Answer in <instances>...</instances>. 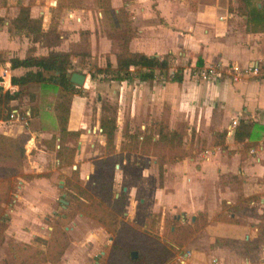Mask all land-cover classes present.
Returning a JSON list of instances; mask_svg holds the SVG:
<instances>
[{"label": "crops", "instance_id": "crops-1", "mask_svg": "<svg viewBox=\"0 0 264 264\" xmlns=\"http://www.w3.org/2000/svg\"><path fill=\"white\" fill-rule=\"evenodd\" d=\"M37 2L35 0V4L30 6V16H40L48 22L53 13H58L55 27L60 38L58 42L63 38L60 45L66 43L68 46L78 39L79 29L87 30L89 49L94 40L98 41L100 48L106 43L108 46L112 44H109L111 39L106 35L105 28H97L93 7H73L67 0L49 3L53 7L36 4ZM93 3L96 4V1ZM109 6L113 12L123 10L128 14L131 25L127 41L129 50L155 55L168 52L175 56V60L186 59L188 66L220 62L217 78L210 80L184 78L173 81L168 76L160 75L152 79H138L134 75L123 80L108 79L113 86L118 85V95L115 89L112 91L118 96V103H121L117 107L120 119L115 116L117 129L113 137L114 152H118L121 141H126L124 132L117 134L118 130L124 128L125 124L131 127H128L127 132L135 128L141 131L147 125L149 128L151 117L155 121H162L168 128L177 131L182 129L187 135V138L182 136L184 140L186 138V143H182L186 153L173 161H161V175L158 177L161 178L160 183H155L153 166L156 160L153 155L134 150L120 152V165L114 164L117 167L115 174L122 176L125 173L123 163L129 162L138 176H134L126 185L121 182L119 185L122 190H127L128 201L137 197L140 203H144L141 209L132 207V211L127 201L128 212H132L139 221L143 219L144 211L149 209L173 211L171 217L179 221H193L198 212L203 213L205 221L197 233L201 232L204 245L192 247L188 250V256L179 259L178 264H202L205 254L214 257L216 264H264V136L259 131L256 137H244L237 141L233 138L235 125L228 132L232 119L236 120L235 124L240 119L264 124V77L241 73L232 78L227 67L228 63L237 64L242 69L251 63H259L264 67V0H109ZM15 8L16 11L10 5L8 9L2 7L0 10L3 15L0 23V52L9 53V57L16 49L17 40L12 37L14 34L7 32L6 24L17 13L18 7ZM97 12L102 17L101 8ZM23 37L26 42H30L29 46L35 52L46 49V53L40 52L44 55L50 49L67 50L64 46L57 48L59 43L45 46L39 41H30L25 35ZM111 56L114 58V53ZM113 58L107 57L109 62L114 60L116 63ZM7 59L4 56L2 62L3 70L9 72L8 78L25 71L23 66L12 67ZM11 87L18 86L12 84ZM12 102L14 99L10 101L11 104ZM67 103L66 129L80 134L81 127L89 124L85 106L78 95H73L70 103ZM103 113L112 114L102 106L96 107L92 123V128L98 131L94 134L102 142L100 150H93L92 142L85 148L82 140L79 151L72 155L73 160L79 159L77 173L80 177H86L92 172L93 166H97L91 161L93 157L105 156V153L102 154L104 134L100 132L98 125V118ZM162 116L168 121L162 120ZM54 117L55 127L58 128L55 114ZM132 120L131 126L129 121ZM1 122L3 120L0 119ZM20 132L29 133L33 140L42 135L27 130ZM88 136L90 138L91 134ZM55 139L58 140L59 136H55ZM197 142L201 147L197 146ZM40 146L41 153L49 152L50 148H45L44 142ZM53 146L58 147V142L53 143ZM87 154L92 155L90 159L84 158ZM39 155L40 152L37 156L41 168L44 162ZM141 159L143 163H138ZM52 160L54 162L49 164V175L57 171L66 174L65 167H56L57 157L53 156ZM145 175H150L151 178L148 179ZM39 183L38 181L36 185ZM16 187L23 191L24 199H20L18 203H8L6 211L2 210L8 219L3 240L0 241V264H4L3 256H7L4 247L7 238L29 243L37 235L45 237L37 214L38 209L42 208L39 200L42 185L35 188L22 180ZM24 192L31 198H25ZM15 195L21 196L19 193ZM222 204L226 215L232 219L220 218L223 214ZM247 209L251 210L250 214H243L242 211ZM80 257L78 253L69 256L65 252L59 264H86L80 262Z\"/></svg>", "mask_w": 264, "mask_h": 264}, {"label": "rangeland", "instance_id": "rangeland-1", "mask_svg": "<svg viewBox=\"0 0 264 264\" xmlns=\"http://www.w3.org/2000/svg\"><path fill=\"white\" fill-rule=\"evenodd\" d=\"M94 1L96 0H67V2H71L70 6L73 7H93V15L97 21L96 26H98L97 28L100 27L103 29L104 25L102 23V17L99 12H97L100 7L97 5V3H93ZM24 3H27L30 8L31 5L35 4V0H0V10H2V7L8 9V7L11 5L12 9L16 11L15 6L18 7L20 4ZM38 3L44 5L47 4L48 6L53 7L48 3V0H38L36 4ZM92 4L94 5L91 6ZM97 7H99V9ZM12 9H9V11H11ZM57 16L58 13H53L50 17V21L48 22L41 19L42 27L47 28V26H56ZM2 19L3 15L0 14V23ZM23 36L24 35L22 34V32L21 34L18 33L12 36L14 40H17V46L12 54H10L11 56L18 59L25 57L27 54L34 57L44 56L43 53H46V49H38L35 52V49L32 50L31 46H29L30 42L28 40L26 42V39ZM58 39L60 38L58 37ZM62 40L63 38H61L60 43L58 42L59 46L57 48H61V46H64L67 50H69V69L83 73L85 75L83 83L75 85L71 90H66L59 85L53 87L50 84L45 85L39 81H29L22 86V91L19 97L14 99V102H12V104L9 103L10 107H17L21 111L28 108L27 125L20 126L17 121L8 120V115L7 118H0L1 120H3V122L0 123V134L13 139L12 142H9V140L4 138L0 140V211H6V206L9 205L8 203H18L20 199H24L23 191L21 189H17L16 187L19 181H26L31 186H35V188H38V186L41 187L42 185L43 190L39 198L42 208L38 209L37 214L40 217V224L43 227V231H45V237L37 235L33 241H30L29 243L25 242V244L29 246V249L27 251L30 252V255H27V251H20L17 252L16 257H14L13 251L15 247L18 244H22V242H16L7 238L8 240H6V245H4L5 251H7V256H3L4 264H14L15 262L19 264H59L62 261V257L65 252H67L69 256L71 254L73 255L74 253L80 254L81 257L79 258V260L80 262L82 261V263L86 262V264H103L105 260L104 258H106L105 256L107 254L106 250L110 246L112 241L110 229L107 226L103 225L97 219L87 215L80 209L75 208L73 202L69 203L68 199L70 197L64 192L62 183L65 178H71V181H75V177L72 176L71 170L73 169V166H75L76 170L79 171V159L73 160L72 155L74 156L75 152L79 151V145L82 140L85 148H88L89 142H92L93 150H100L99 146L102 144V142L99 141L97 135L94 134L98 131L92 128L96 107L102 106L107 112L112 113L115 116H119L117 107H119L121 103H118V85L113 86L112 82L108 80V78L104 77L103 73L95 72V68L105 66V60L107 59V57L113 58V56L111 55L112 53H114L115 55L116 45L114 44L115 41L110 40L109 44L111 42V45L108 46V43H106L104 47L100 48L98 41L94 40L93 45L90 47L88 52L84 47L81 49L82 53L75 54V50H80V48L77 46H73L71 48V45L68 44L67 46L66 43L60 45L62 44ZM108 52L111 55L108 54ZM2 54H4L5 59L6 57H11H9V53L6 54L5 51L2 52ZM174 58L175 56L173 57V60H171L170 69L173 66L176 67L177 65H183L185 68V79L189 80V78L186 77V74L188 72V68L192 67L188 66V62H186V59L175 60ZM2 61L3 60H0V73L7 76L9 72L7 73L3 70L4 65ZM114 65H116V63H114V60L110 61V66ZM156 74H160V77H166V75H163V73L159 71L156 72ZM6 79H8L9 81V78L5 77L4 80ZM4 80L3 88H9V90H13L16 88L7 85V82H5ZM112 89L116 90L117 95L116 93H113ZM73 95H78L81 98V101L85 106L84 110L87 114V118L89 117V124L87 123L86 127H81V131H79L80 134H60L58 128L55 127L57 125L54 120L55 110L53 107L57 100H61L63 103H70ZM162 120L166 122L168 121V119L166 117L164 118V116H162ZM149 121L151 131L155 132L157 120L155 121L151 117ZM129 124H131L132 126L133 120L131 122L129 121ZM125 126L124 128L122 127L120 130H118L117 134H120V132H124V134H127L129 126L128 124H125ZM129 128L131 129V127ZM21 130H27V132H36L39 134L42 133V135H40V138L35 140L36 137L31 134L33 137H35L34 141L32 137H29V133L21 134ZM135 130H137V128H135ZM179 132L182 134V136L185 135L187 138V135L182 129L179 130ZM88 134H91L90 138ZM55 136H59V139L56 140ZM186 138L184 140V138L182 137V143H186ZM51 139L53 140V143L57 141L58 144H60V147H50L52 143ZM32 141H34L33 144L31 143ZM43 142L46 147H42H45L47 149L50 148V150H48L49 152L41 153L40 144H42ZM198 145L199 144L197 142V146ZM19 148H21L20 153ZM176 150V155L178 157L186 153V150L181 144L178 149L174 147H171L167 150L165 148H159L157 151H155L154 154H152L156 160V164L153 166L155 183H160L161 181V178H158L161 175V161L175 160L176 155L174 154V152ZM38 152H40V160L44 162V166L41 168L38 164ZM57 153H60L58 155L61 156V159L59 160L57 158L58 163L55 162L56 167L57 165L65 167L64 169L66 170V174L57 171L54 172L53 175H49L51 172V170L49 169V164L54 162V160H52V157L54 156L56 158ZM104 153L105 147H103L102 154ZM140 153L146 154L143 151H140ZM166 154L168 157L164 156ZM90 156L92 155L87 154L84 156V158L88 157L90 159ZM138 163H143V159H141ZM131 167L132 166L129 165V162L123 163L122 168L125 173H123V175L121 176L120 174L118 175L114 172L115 170H117V167H113L112 169L108 166L102 165L93 166L92 172H90L86 177L79 176L80 182L88 188V193L92 197L96 196V183L98 179L111 181L112 189L116 193L121 187L119 185L120 182L123 185H126L129 183V181L132 180L134 176H138V172L133 171ZM130 168L132 170V173H130L129 171ZM145 176H147L148 179L151 178L150 175ZM112 177L114 179H111ZM38 181L40 183L37 186L36 184ZM149 184L151 185V179ZM122 191H124L125 193V202L122 210V215L126 218L127 221L132 222L133 224L137 223L138 225H141V228L146 227V231H149L148 233L152 234L151 237L145 240L146 243L144 245H146L148 249L149 247H152V249H159V247H162L163 244L165 245V243L170 242L176 245V247L172 250V256L168 257L167 260L160 262V264H178L179 255L182 252H184L185 250H191L192 247H197L198 245H204V243L202 242L203 237L201 235V232L197 233V230L203 225L201 221H198V227L196 229L194 228L193 232L189 234L185 240L180 241V233H177L176 229L174 231L173 229L170 230L171 227L169 226L171 223H174L171 218V214L173 213V211H168L166 209L165 211H161V209H149L144 211V216L141 221H139V219L136 220L135 215L132 212H128L127 209V190ZM17 193H19V195L21 196L17 197L15 195ZM24 193L26 196L25 198H31V196L29 197V195L26 194V192ZM235 193L238 194L237 191ZM61 199H63L64 201H61ZM128 202L130 205V210H132V207H135V209H141V206L144 204L143 201L140 203L137 197L131 198ZM63 211L66 212L67 216L64 219H59L60 214ZM250 212V209L242 211V213L245 215L250 214ZM221 213H225L224 204H222L221 206ZM186 218H188V216H186ZM242 218L243 216H241L240 219ZM186 222L191 223L192 221L186 220ZM174 225L177 228V225ZM53 226L61 227L62 230L65 231V234L61 235L60 232L54 231ZM3 232L4 229L0 234V241L3 240ZM56 236L58 241H60V245L58 244L57 248L54 247L56 248L55 251L63 246V243L65 242L63 251L61 252L59 258H55L53 254H51L50 256L47 254V240H49L50 244V240ZM178 243L180 244L177 245ZM53 250L54 249L50 248V252ZM118 263L120 264V261H118ZM118 263L117 261L115 262V264ZM201 263L211 264L212 262L210 255L205 254V259L204 261L202 260Z\"/></svg>", "mask_w": 264, "mask_h": 264}, {"label": "trees", "instance_id": "trees-1", "mask_svg": "<svg viewBox=\"0 0 264 264\" xmlns=\"http://www.w3.org/2000/svg\"><path fill=\"white\" fill-rule=\"evenodd\" d=\"M70 3L71 2H69V5ZM96 3L101 8L102 22L106 35L116 43V66L114 68L111 67L110 62L106 59L105 66L95 68V72L103 73L104 77L114 80L127 79L133 75L138 79H152L160 75L156 74L158 71L163 73V75L168 76L169 80L181 81L184 79L183 65H177L176 67L173 66L170 69L171 60H173V55L171 53L166 52L161 55H155L129 50L127 48V41L131 34V25L128 14L123 10L113 12L109 6V0H96ZM28 11V4H20L17 13L7 20V32L9 34L22 32L30 41H39L45 46L57 45L58 33L56 27L48 26L43 29L41 27V17H32L29 15ZM69 45H71V48L73 46L80 48V50H75V54L82 53L81 49L84 47L88 52L87 30L79 29L78 39L70 42ZM68 56H70L69 50L63 51L50 49L46 55L40 57H34L27 54L21 59L12 56L8 58L12 67L23 66L26 69L19 75H10L9 81L8 79L5 80L7 85L10 87L12 84L17 85V88L9 90V88H3V86L0 85V118H7L8 112L11 108L9 104L10 101L19 97L22 91V86L29 81H39L45 85L50 84L53 87L59 85L66 90L73 89L76 84L70 81L69 76L70 72L75 70L69 69ZM3 59L4 55L0 52V60ZM197 60L198 59L195 61L197 62ZM130 66L133 68L129 69ZM5 77L8 78V74ZM53 108L58 122L59 133L77 134V131H68L65 126L68 114V103H63L61 100H57ZM98 125L100 127V132L104 134L105 156L103 158L93 157L91 161L95 165L108 166L112 169L115 163H117L118 166L120 165L122 156L120 154L121 151L125 150L126 153L129 150L143 151L146 154L152 155L159 148H165L167 150L174 147L178 149L182 144V134L179 131L173 128H168L160 120H157L155 132L151 131L150 127H146L141 131L133 130L124 134L126 135V141H121L118 152H114L113 137L117 127L115 115L108 113L101 114L98 118ZM259 131L262 132L260 135L264 136V124H259L249 119H240L237 124H235L233 138L237 141L243 140L244 137L253 138L259 135ZM5 137L6 136L3 134H0V140L4 138L9 140V142L13 141L12 138ZM51 142L50 147L53 146L52 139ZM58 147H60V144ZM20 152L21 148H19V153ZM176 153L177 150L174 154L176 155ZM58 154L60 153H57V158L60 160L61 156ZM164 156L168 157L167 154ZM179 157L176 155V158ZM71 172L72 176L75 177V181H71V178H65L62 183L64 192L70 197L68 199L69 203L73 202L75 208L80 209L87 215L97 219L110 229L112 241L106 250L107 254L105 256L106 258H104L105 260L103 264H115L116 261L117 263L120 261V264H160V262L167 260L168 257L172 256V250L176 245L171 242L165 243V245L163 244L159 249H152V247H149L148 249L147 246L144 245L146 243L145 240L151 237L152 234L148 233L149 231H146V227L141 228V225H138L137 223L136 225L127 221L122 215L125 193L122 191L121 187L118 192H116V195H114L115 191L112 189V182L98 179L96 183V196L92 197L88 193V188L80 182L76 168H73ZM66 216V212L63 211L61 212L59 219H64ZM171 218L174 223L169 225L171 227L170 230L173 229L174 231L176 229L177 233H180V241L185 240L188 235L193 232L194 228L196 229L198 227L197 225L200 219L201 223L205 221V216L200 212L195 215V218L191 223L179 221L175 217ZM220 218L232 219L226 215V213L221 214ZM7 219V215L0 211V234L7 225ZM174 224L177 225V228ZM53 229L56 232H60L61 235L65 234V231L59 226H53ZM64 243L63 246L55 251L58 244L60 245L57 236L50 240V244L49 240H47V254L49 256L53 254L55 258H59L63 251ZM179 244L180 243L177 245ZM50 248L54 250L50 252ZM28 249L29 246L27 244H18L13 251V256L16 257L17 252H24ZM132 251L136 252L135 257L130 256ZM27 255H30V252H28ZM14 264L19 263L15 262Z\"/></svg>", "mask_w": 264, "mask_h": 264}, {"label": "built area", "instance_id": "built-area-1", "mask_svg": "<svg viewBox=\"0 0 264 264\" xmlns=\"http://www.w3.org/2000/svg\"><path fill=\"white\" fill-rule=\"evenodd\" d=\"M192 68H188V72L186 74V77L189 79L193 80H210V79H215L217 78V75L219 74L220 71V62H214V63H209L207 65H202V66H196L192 65ZM227 67L231 71L232 78L238 77L241 73H249L252 75H261L264 77V67L260 66L259 63H251L249 65H246L243 69L239 68L237 64L234 63H228ZM1 80H0V85H3V80L5 78V75H2L0 73ZM185 78V74H184ZM5 81V80H4ZM27 116H28V111L26 110H19L18 108L11 107L9 112H8V120H13L17 121L21 126L27 125ZM236 123V120L232 119L230 121V124L228 125V132L231 131V127H233ZM186 255H188V250H185L179 255V259L184 258ZM211 262L213 264H216L217 261L214 257L211 258Z\"/></svg>", "mask_w": 264, "mask_h": 264}, {"label": "water", "instance_id": "water-1", "mask_svg": "<svg viewBox=\"0 0 264 264\" xmlns=\"http://www.w3.org/2000/svg\"><path fill=\"white\" fill-rule=\"evenodd\" d=\"M50 4H55V0H50L49 1ZM85 78V75L83 73L77 72V71H72L70 72V76L69 79L71 82H73L76 85L82 84L83 80ZM117 165V164H116ZM115 165V166H116ZM74 167V166H73ZM124 189V187H122ZM61 201H64L63 199H61ZM131 257H135L136 256V252L132 251L130 253Z\"/></svg>", "mask_w": 264, "mask_h": 264}, {"label": "bare ground", "instance_id": "bare-ground-1", "mask_svg": "<svg viewBox=\"0 0 264 264\" xmlns=\"http://www.w3.org/2000/svg\"><path fill=\"white\" fill-rule=\"evenodd\" d=\"M84 81V80H83ZM83 83V82H82Z\"/></svg>", "mask_w": 264, "mask_h": 264}]
</instances>
